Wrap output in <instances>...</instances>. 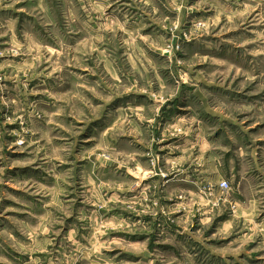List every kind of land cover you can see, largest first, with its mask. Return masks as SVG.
I'll use <instances>...</instances> for the list:
<instances>
[{"label":"rangeland","instance_id":"1","mask_svg":"<svg viewBox=\"0 0 264 264\" xmlns=\"http://www.w3.org/2000/svg\"><path fill=\"white\" fill-rule=\"evenodd\" d=\"M0 264H264V0H0Z\"/></svg>","mask_w":264,"mask_h":264},{"label":"built area","instance_id":"2","mask_svg":"<svg viewBox=\"0 0 264 264\" xmlns=\"http://www.w3.org/2000/svg\"><path fill=\"white\" fill-rule=\"evenodd\" d=\"M221 186H222V188L227 189L228 188V182L222 181Z\"/></svg>","mask_w":264,"mask_h":264}]
</instances>
